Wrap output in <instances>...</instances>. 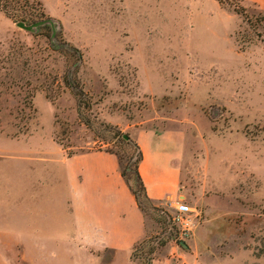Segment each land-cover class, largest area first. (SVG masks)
Returning <instances> with one entry per match:
<instances>
[{
    "label": "rangeland",
    "instance_id": "rangeland-1",
    "mask_svg": "<svg viewBox=\"0 0 264 264\" xmlns=\"http://www.w3.org/2000/svg\"><path fill=\"white\" fill-rule=\"evenodd\" d=\"M224 1L31 0L28 13L45 24L25 28L0 9L6 158L111 149L128 166L135 150L107 126L134 141L154 131L168 153L176 145L180 196L144 201L149 234L134 248L137 264H264V11L253 0ZM75 70L81 110L64 82ZM29 165L0 162L9 174ZM40 190L34 202L24 192L0 197V229L9 231L0 264H34V242L51 239L45 222L57 220V189ZM179 198L203 213L189 249L154 209ZM48 251L38 264H69Z\"/></svg>",
    "mask_w": 264,
    "mask_h": 264
},
{
    "label": "crops",
    "instance_id": "crops-1",
    "mask_svg": "<svg viewBox=\"0 0 264 264\" xmlns=\"http://www.w3.org/2000/svg\"><path fill=\"white\" fill-rule=\"evenodd\" d=\"M253 1L264 11V0ZM134 138L143 151L140 173L152 203L179 197L182 161L176 155L175 143L170 142L175 149L168 153L167 140L154 131H137ZM59 154L56 159L44 154H16L14 159H8L0 151V162L32 163L27 171L17 169L13 174L0 168V197L20 198L24 192L34 202L41 195L40 189H57V220L43 221L50 224L51 239L34 242V264L39 261L36 256L48 250L56 255L53 260L57 263L137 264L133 251L148 237L149 227L145 213L122 177L118 157L107 151L71 157L64 152ZM24 172L32 174L30 180L23 177ZM8 235V230L0 229V237Z\"/></svg>",
    "mask_w": 264,
    "mask_h": 264
},
{
    "label": "trees",
    "instance_id": "trees-1",
    "mask_svg": "<svg viewBox=\"0 0 264 264\" xmlns=\"http://www.w3.org/2000/svg\"><path fill=\"white\" fill-rule=\"evenodd\" d=\"M221 4H225L224 0H217ZM34 2H31V0H0V9L3 11L6 16L11 18L14 22L18 24H26L29 21H35V14L28 13V9L31 8ZM34 10V7H32ZM234 10L239 14L242 15L246 22H248L250 25H252V21L249 19V17L246 14V9L244 7H240L239 5H235ZM34 18V19H33ZM44 20L40 21H35L33 23L34 25H42L45 24ZM257 26H260V21ZM82 59V56H81ZM77 70L75 72L70 73L64 78V82L67 88L71 89L72 92L75 94V96L78 98V106L79 109L81 110L83 101L81 98L82 96V91L79 89V83L77 81H74L71 77L76 74ZM76 80V78H75ZM49 97V96H48ZM81 112V111H80ZM109 129V132L113 134V139H120V142L125 143L127 145H130L133 147L135 150V157L133 156L131 159V163L128 166H124L123 164V158L119 155V153L114 152L111 149H106L105 151L114 154L118 157L119 163H120V169H121V174L122 177L124 178L125 182L129 186V188L132 190L134 193L136 200L138 202L139 207L142 209L143 212H145L143 208V203L144 201L147 202L148 204L153 206V203L151 199L149 198L147 191H146V186L144 184L142 175L140 173V166L141 163L144 159L143 151L140 147V145L134 141L129 135L127 134H122L120 131L117 129H114L112 126H107ZM104 144H107V142L104 141ZM74 154L69 153L68 156L71 157ZM131 171V173H128V171ZM156 210V207H154ZM148 243V242H147ZM155 252V248H151L150 254H153ZM136 251L133 253V258L136 259ZM152 259H148L145 261V264H152L151 262Z\"/></svg>",
    "mask_w": 264,
    "mask_h": 264
},
{
    "label": "built area",
    "instance_id": "built-area-1",
    "mask_svg": "<svg viewBox=\"0 0 264 264\" xmlns=\"http://www.w3.org/2000/svg\"><path fill=\"white\" fill-rule=\"evenodd\" d=\"M165 206V207H161ZM156 207V211L168 226V234L176 244L187 242L192 234L195 223L202 219V212L188 205L182 198L168 201ZM171 212V213H168Z\"/></svg>",
    "mask_w": 264,
    "mask_h": 264
},
{
    "label": "water",
    "instance_id": "water-1",
    "mask_svg": "<svg viewBox=\"0 0 264 264\" xmlns=\"http://www.w3.org/2000/svg\"><path fill=\"white\" fill-rule=\"evenodd\" d=\"M18 26L21 27V28H25V24H22V23L18 24ZM181 246L184 247L185 249H189L188 244L185 243V242L181 243Z\"/></svg>",
    "mask_w": 264,
    "mask_h": 264
}]
</instances>
